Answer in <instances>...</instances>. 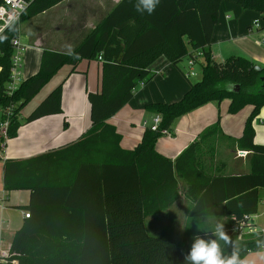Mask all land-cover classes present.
I'll list each match as a JSON object with an SVG mask.
<instances>
[{
	"label": "trees",
	"instance_id": "1",
	"mask_svg": "<svg viewBox=\"0 0 264 264\" xmlns=\"http://www.w3.org/2000/svg\"><path fill=\"white\" fill-rule=\"evenodd\" d=\"M61 1L31 0L12 30L7 27L0 34V107L14 104L8 138L14 137L22 108L63 65L75 70L82 59L101 57L100 88L86 94L91 128L58 149L25 160H5L4 190H29L30 199L25 206L29 217L0 264H184L194 238L215 239L211 231L175 238L171 223L158 235L149 234L144 224L147 216L167 209L181 193L190 201L189 217L230 219L225 231L230 242H220L225 254L234 245L242 259L254 252L264 230L238 237L233 228L257 212L258 190L264 188V144L256 142L253 128L264 108V67L255 70L254 62L242 55L220 62L212 57L209 45L224 0H159L151 14L137 12L136 0H120L74 49H44L38 70L8 95L11 38L18 35L21 22ZM227 1L254 10L264 22V0ZM159 57L179 69L184 58H195L200 77L188 80V89L175 101L146 103L145 110L160 117L159 125L156 130L146 128L133 149H123L120 134L107 120L132 98L140 81L144 85L152 79L150 65ZM61 92L58 84L25 122L61 113ZM223 100L231 115L250 106L235 141L237 150L249 152L247 173L222 175L216 170L219 121L173 160L156 151L157 139L183 115ZM85 190L88 196L78 195Z\"/></svg>",
	"mask_w": 264,
	"mask_h": 264
},
{
	"label": "crops",
	"instance_id": "2",
	"mask_svg": "<svg viewBox=\"0 0 264 264\" xmlns=\"http://www.w3.org/2000/svg\"><path fill=\"white\" fill-rule=\"evenodd\" d=\"M119 1L62 0L49 9L20 23L18 37L24 46L25 61L21 65L22 74L23 71L27 70L29 64L36 60L39 61V68L44 49L60 52H68L74 49ZM228 4L227 1L221 2L222 15L220 16V23L214 26L212 32V45L215 43L214 45H218L219 49L217 48L216 52H213L209 45L212 57L218 62L226 58V55L223 56L221 52V46L226 44L224 40H227L225 37L230 32L229 28L232 30L234 27L230 21L231 16L225 13L227 11L225 6H229ZM223 13L225 14L223 15ZM251 24L249 25L250 29L252 28ZM20 31L22 32L20 33ZM23 33L27 37L26 42L21 40V34ZM234 38L237 39V36ZM251 61L254 62L253 60ZM101 66V61L98 59H82L75 70H72V67L68 64L63 65L43 86L40 95L38 93L35 97L36 99H33V103L27 109L23 108L24 110L20 111L18 120L21 124L16 135L6 141L5 148L1 153L3 160L28 159L74 142L87 132L91 128V121L86 94L89 90H99ZM179 67L181 72L186 69V67H183V61L179 63ZM175 69L179 68L172 65L166 58H157L150 65V70L154 73L152 79L139 87L132 98L107 120L120 134L119 145L121 148L133 149L141 141L145 129L150 126L155 114L145 110L144 105L146 103L168 99L167 96L170 97L174 93H178L181 86L176 84ZM37 70L27 73L25 77L22 75V80ZM188 80L190 79L188 78ZM58 84L62 86L60 101L62 112L25 122V118L31 110ZM220 104L217 106L212 102H208L183 115L171 128V131L169 130L168 133L157 139L155 144L156 151L173 160L202 131L219 121L222 134L218 135L215 144L214 159L216 161L215 166H217L216 170L222 175L247 173L249 170V152L245 157L238 156V150L235 146V141L241 135L242 130L235 132L236 129L230 124L233 118H236L246 108V115H248L250 106L244 107L237 115H231L228 110L222 113L223 108H221L222 114H220ZM263 110L264 108L253 121L255 140L260 144H264V124L259 123V125H256L255 123L263 120ZM3 160L0 159V194L4 193L5 201L0 204V254L9 250L14 234L25 222L24 213L28 212L25 206L30 199L29 190L19 189L9 192L4 190L3 165L5 161ZM89 194V191L85 190L78 195L88 196ZM258 194L260 199L258 210L251 216V222L256 230L263 231L264 188H259ZM189 206V199L181 193L178 199L167 209L145 218L146 229L150 228L148 225L151 222L154 224H152V234L158 235L166 223H171L174 233L179 232L180 236L195 232L211 231L209 233H212L211 229L215 221L222 222L225 231L229 229L230 219L226 217H189L187 215ZM262 213L263 219L259 220Z\"/></svg>",
	"mask_w": 264,
	"mask_h": 264
},
{
	"label": "rangeland",
	"instance_id": "3",
	"mask_svg": "<svg viewBox=\"0 0 264 264\" xmlns=\"http://www.w3.org/2000/svg\"><path fill=\"white\" fill-rule=\"evenodd\" d=\"M227 1V0H224ZM227 3H229V6H225L227 8V11L225 12L226 14H229L231 16V22L232 25L234 26L231 30V28H229L230 32H228L227 36L225 38H227V40H224V42L226 43L225 45L221 46V52L224 55L230 56L231 54H235V55H242L245 56L247 58H249L250 60H253L255 63V65L259 66V67H264V46L261 44V40L262 37H264V30H263V26L260 27L259 29H255V28H251L249 27V25L251 24L252 21H254L255 19L259 20L260 25H263V19L261 17L260 14H258L257 12H255L254 10L251 9H246L241 7L240 5H238L237 3L231 2V1H227ZM230 7V8H228ZM223 13V15L225 14ZM222 15V10L219 7V11H218V20L216 22L215 25H218V23H220V16ZM23 23V22H21ZM23 27V26H22ZM22 31H20L21 33ZM21 40L22 42H26L27 37L23 34H21ZM235 36H237V39L234 38ZM238 36H240L238 38ZM212 39H211V44L210 47L212 49L213 52H216V49L218 48V45H212ZM212 45V46H211ZM219 49V48H218ZM217 56V55H216ZM219 58V57H217ZM187 58H184L183 60V67L187 66ZM21 63L22 65L25 63L24 61V53L21 56ZM38 64L39 61H35L33 63H30L27 70L23 71V77L26 76V74L31 73L32 71H34L35 69L37 70L38 68ZM198 67V66H197ZM199 67L196 68V71L199 73ZM175 75L177 77L176 79V84L180 85V89L178 91V93H174L172 96L168 97V99H164V100H160L163 102H172L174 100H177L178 98L181 97V95L184 93V91L187 89V85H188V79L184 76L183 72H181L180 69H175ZM200 77V74H198L196 77H192L189 78L191 81H195ZM43 88V87H42ZM41 88V89H42ZM139 87L136 88V90ZM186 88V89H184ZM41 89L37 92V94L41 93ZM182 90V91H181ZM36 94V95H37ZM36 95L27 103L25 104V106L23 107L24 109H27L31 103H33L32 101H34L33 99L36 97ZM36 99V98H35ZM22 108V109H23ZM221 108H223V112H225V110H228V102L226 100H223L219 106V112L221 113ZM23 109V110H24ZM247 109V108H246ZM246 109L240 113L238 116H236V118H233L232 122L230 125L233 126L235 130V132H239V130L243 128V124L245 122V119L247 117V111ZM218 110V109H217ZM264 111V110H263ZM262 121H257L255 124L259 125L260 124H264V114H262ZM225 123V121H224ZM220 124V123H219ZM233 132V131H232ZM239 136V135H238ZM263 213L261 214V217H259V220L263 219ZM152 224L153 223H149V227L147 229L148 233L152 234ZM154 225V224H153ZM156 231V229H154ZM151 232V233H150ZM179 232H175L174 236L175 238H179L180 233ZM251 253H249L246 257H249Z\"/></svg>",
	"mask_w": 264,
	"mask_h": 264
},
{
	"label": "built area",
	"instance_id": "4",
	"mask_svg": "<svg viewBox=\"0 0 264 264\" xmlns=\"http://www.w3.org/2000/svg\"><path fill=\"white\" fill-rule=\"evenodd\" d=\"M31 0H2L0 3V9L5 10L4 12H0V34L4 32L7 27H4L5 22L7 20V15L12 14L13 12L19 13V19L23 11L26 9V7L29 5ZM23 9V11H21ZM18 19V21H19ZM17 21V22H18ZM252 28L258 29L260 28L259 20L255 19L252 24ZM10 44L13 48V55L11 57V68H10V76L9 81L6 84V93L8 95H11L19 86V84L23 81L22 80V72H21V56L24 50V46L22 45L18 35L14 36L10 40ZM261 44L264 46V37H262ZM197 57L201 56V53H196ZM99 60L101 59L98 58ZM195 59V58H194ZM193 58H187V66L186 69H183V74L186 78H192L196 77L199 73L196 71V67L198 66L196 63V60ZM197 65V66H196ZM1 69V67H0ZM200 72V71H199ZM138 86H143V83L140 81L138 83ZM13 108L14 104H9L4 107H0V159L2 158V151L5 148L6 141L8 138V130L10 126V122L13 116ZM160 122V117L158 115H155L152 119V122L150 124L151 130H156ZM168 132H164L166 134ZM248 151L246 150H238L237 155L241 157H245L247 155ZM5 161V160H3ZM5 201V195L4 193L0 194V204H3ZM252 216V215H251ZM251 216H249L246 221H240L236 227L233 228V231L237 233L238 237H241L242 234L245 233H252L256 231L254 225L251 222ZM24 217H29V212L24 213ZM8 251H3L0 254V260H4L5 257L8 255Z\"/></svg>",
	"mask_w": 264,
	"mask_h": 264
},
{
	"label": "clouds",
	"instance_id": "5",
	"mask_svg": "<svg viewBox=\"0 0 264 264\" xmlns=\"http://www.w3.org/2000/svg\"><path fill=\"white\" fill-rule=\"evenodd\" d=\"M158 4L159 0H136L134 7L137 12L146 10L148 14H151ZM4 11L0 9V12ZM18 19L19 13L17 12L7 15L4 27L12 30ZM76 55L74 53L72 57L76 58ZM211 230L215 239L194 238L188 253L184 256V264H264V239H257L255 242L256 250L249 257L242 259L239 248L235 245L230 254L223 252L220 242L223 241L224 244H228L230 238L226 234L222 222L215 221Z\"/></svg>",
	"mask_w": 264,
	"mask_h": 264
},
{
	"label": "water",
	"instance_id": "6",
	"mask_svg": "<svg viewBox=\"0 0 264 264\" xmlns=\"http://www.w3.org/2000/svg\"><path fill=\"white\" fill-rule=\"evenodd\" d=\"M254 69L259 71L261 69V67L257 66V65H254Z\"/></svg>",
	"mask_w": 264,
	"mask_h": 264
}]
</instances>
